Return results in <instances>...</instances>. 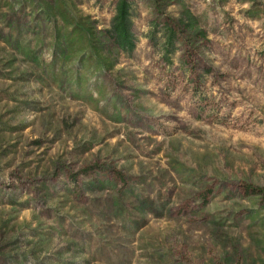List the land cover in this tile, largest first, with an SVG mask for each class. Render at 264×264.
<instances>
[{
  "label": "rangeland",
  "instance_id": "obj_1",
  "mask_svg": "<svg viewBox=\"0 0 264 264\" xmlns=\"http://www.w3.org/2000/svg\"><path fill=\"white\" fill-rule=\"evenodd\" d=\"M128 1L129 55L116 0H0V264H264V0H178L188 60Z\"/></svg>",
  "mask_w": 264,
  "mask_h": 264
},
{
  "label": "trees",
  "instance_id": "obj_2",
  "mask_svg": "<svg viewBox=\"0 0 264 264\" xmlns=\"http://www.w3.org/2000/svg\"><path fill=\"white\" fill-rule=\"evenodd\" d=\"M153 1L155 12L159 4ZM177 5L179 10L174 19H153L150 22V31L146 39L152 46L158 48L164 59H168L178 50H183V58L188 60L193 53H199L202 49L209 48V39L203 29L199 27L198 20L180 5L178 0H165L163 6ZM108 41L115 49L124 54H131L135 47V39L132 33V5L128 0H116L114 14L110 20L108 29L104 31ZM182 47V49H181ZM180 48V49H178ZM194 54V55H195ZM210 70H204V74H210ZM248 195L261 196V191L247 188Z\"/></svg>",
  "mask_w": 264,
  "mask_h": 264
}]
</instances>
